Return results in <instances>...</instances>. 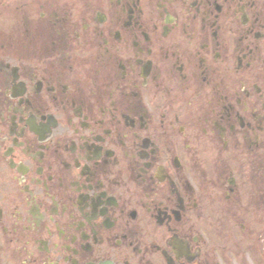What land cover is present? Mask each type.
Listing matches in <instances>:
<instances>
[{"label":"flooded vegetation","instance_id":"af4514ba","mask_svg":"<svg viewBox=\"0 0 264 264\" xmlns=\"http://www.w3.org/2000/svg\"><path fill=\"white\" fill-rule=\"evenodd\" d=\"M247 259L264 0H0V264Z\"/></svg>","mask_w":264,"mask_h":264},{"label":"rangeland","instance_id":"374dc122","mask_svg":"<svg viewBox=\"0 0 264 264\" xmlns=\"http://www.w3.org/2000/svg\"><path fill=\"white\" fill-rule=\"evenodd\" d=\"M245 257H249V255L246 254ZM247 264H250L249 259H247Z\"/></svg>","mask_w":264,"mask_h":264}]
</instances>
